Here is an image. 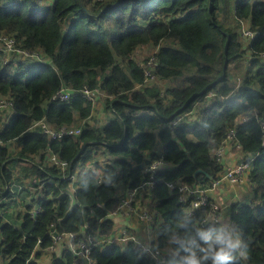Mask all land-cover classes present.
I'll list each match as a JSON object with an SVG mask.
<instances>
[{"label": "trees", "instance_id": "obj_1", "mask_svg": "<svg viewBox=\"0 0 264 264\" xmlns=\"http://www.w3.org/2000/svg\"><path fill=\"white\" fill-rule=\"evenodd\" d=\"M222 7L234 22H249L255 33L248 45L252 60H245L237 31L218 19ZM0 31L20 49L42 52L47 59L4 63L0 51V96L13 105L0 128V182L8 188L15 168L29 169L38 181L25 211L12 222L1 212L4 264H39L36 251L51 245V230L91 238L94 264H155L132 243L102 242L114 235L110 215L127 190L150 180L152 207L160 217L157 246L165 248L175 239L166 260L183 264L186 249L202 256L206 245L200 234L215 235L220 226L200 228L206 208L186 214L190 201H178L177 190L167 183L208 182L204 174H195L197 169L217 178L223 166L214 153L232 129L250 159L251 185L248 203L229 206L232 230L248 246L247 259L235 264H264V61L257 57L264 53V0H0ZM143 45L155 48L158 80L173 86L144 83L143 67L133 58ZM179 79L182 83L175 84ZM61 83L74 90L100 89L108 121L81 123L93 107L80 95L51 100ZM177 118L181 122L172 127ZM41 119L52 128H80V133L49 140L30 129ZM12 142L17 143L14 155ZM46 152L67 162L64 172L45 162ZM160 158V169L144 171ZM73 174L72 185L65 176ZM1 191L0 200L6 196ZM33 207L39 209L34 218L28 213ZM49 264L86 261L63 246Z\"/></svg>", "mask_w": 264, "mask_h": 264}, {"label": "built area", "instance_id": "obj_2", "mask_svg": "<svg viewBox=\"0 0 264 264\" xmlns=\"http://www.w3.org/2000/svg\"><path fill=\"white\" fill-rule=\"evenodd\" d=\"M245 21L238 20V26L241 29V37L242 40H246V44L244 49H246L247 54L245 56V60H252L253 57L248 49V45L251 39L255 36V33L248 29V27H244ZM243 42V41H242ZM0 51L3 53V61L4 63H8L10 61L20 62V61H33V62H46V57L42 52L34 51L27 52L23 49H20L16 46L14 38L7 34L4 31H0ZM259 59L264 61V53L260 56H257ZM157 59L155 55H151L148 60H145L143 64H140L144 70V83L146 85L152 84L158 81V78L154 74L156 67ZM239 81L240 78L238 77ZM75 95H80L85 100L91 102L92 107L94 109L95 105L101 101V98L104 97V94L98 88H89L87 86H83L79 90H74L69 86L60 84L57 91L52 95L51 100L65 102L68 101ZM13 112V105L10 100L5 97L0 96V114L6 115L7 113ZM182 118H177L173 123L177 125L181 122ZM245 120L244 117H240V121ZM31 130L38 129L40 133L47 136L49 140L61 139L64 136H77L80 133V128L74 127H66L62 126L60 128H52L48 126L43 119L35 122L31 128ZM261 130H262V141L264 145V119L261 122ZM235 149L237 151H241L240 143L235 139L234 129L227 132L226 138L222 141L221 145L216 149L214 155L217 160H219L222 164L223 158L225 157L226 150ZM45 162L60 171L64 172L67 167V162L60 159L57 155L46 152ZM249 162L250 159L247 156H243L241 161L236 163L233 166H228L222 170L217 178L208 177L209 181L206 183H196L194 186H188L178 180L168 182L167 187L170 190L176 189L178 192V201L184 203L186 201H190L189 207L186 209V214L191 215L194 210H198L202 207L206 208V213L204 217L199 222V227L203 228L208 225H219L221 227H226L229 230H232L231 221H224L222 219V205L218 202L212 200L211 192L220 187L223 181H226L231 186L240 185L244 181H248V172H249ZM164 165L162 159H157L152 161L148 166L144 168L146 173H154L158 169H160ZM223 166V164H222ZM66 179L71 180V184L75 183L76 175L65 176ZM250 185V183H249ZM10 190L12 192V188L15 190H23V189H31V186L24 183H11ZM41 187V186H38ZM153 187V181H144L139 186L128 189L125 197H123L120 201L118 209L113 215H127L132 216L137 219L138 222H141L147 228L154 230L158 226L160 222V217L154 209L148 208L147 201L145 204H141L140 198L150 199L154 201L151 195V189ZM73 187L71 190L73 191ZM251 189V185H250ZM139 198V199H138ZM147 199V200H148ZM138 200V201H137ZM238 201V199L236 200ZM235 203V202H234ZM39 211L38 207H33L28 211L29 215L34 218ZM115 226V225H114ZM80 234L77 233H64L57 234L54 230H51L50 236L52 239L51 245L48 246L46 251L50 254L56 251V248L60 244H64L65 248L70 251L77 259H82L86 261V264H94L90 259V251L93 245L92 239L86 236H82L79 238ZM115 241L117 244L125 245L127 243H132L134 246L139 248L140 253L152 259L155 264H170L166 260L167 254L163 248L157 246L156 240L147 235L146 237H140L134 230L124 226L121 229H116L112 238H109L107 241L103 240L102 242H106L111 244L112 241Z\"/></svg>", "mask_w": 264, "mask_h": 264}, {"label": "crops", "instance_id": "obj_3", "mask_svg": "<svg viewBox=\"0 0 264 264\" xmlns=\"http://www.w3.org/2000/svg\"><path fill=\"white\" fill-rule=\"evenodd\" d=\"M245 22H248V21H245ZM144 47H147L146 49L155 52V48L148 46V45H143V46L139 47L138 49H136L134 55L136 54L137 51L142 50V48H144ZM46 62H47V59H46ZM164 82H170V80H158V82L156 81L157 86L159 88H162L161 85ZM101 102H102V99H101V101H99L96 104L97 106L95 105V108L92 110L90 117L84 121H81V123H85V124H88L91 126L92 125L99 126V125L105 124L108 121L107 117L111 116V115H108L104 112L103 105L101 104ZM97 108H99V110H100V116L94 118V112H95V109H97ZM1 117H2V119H0V128L3 126V124H5L7 122V119H9L10 115H9V113H7L6 115L2 114ZM92 119H95V122H91ZM244 155L245 154L242 150L241 151H237L235 149L226 150L225 157L223 158V161H222L223 169H225L228 166L235 165L236 163L241 161V159ZM19 171H20V169H19ZM15 178H19V176L16 175V172L14 171L12 179H15ZM15 182L16 183H18V182L24 183V180L19 179V181L15 180ZM19 194H20V192H19ZM21 194H24V192H21ZM21 194H20V196H21ZM211 197H212V200H214L215 202H218L220 205H222V219L224 221L228 222V221H230L229 206L234 202L248 203V201L250 200V197H251L250 185L247 181H244L240 185L231 186L226 181H223L221 183L220 187H218L216 190L211 192ZM139 198H140L141 204H143V203L145 204V202L147 201L148 208L153 209V207H152L153 201H151L148 198H146V199H143V197H139ZM25 199H29V197L27 196V197H25ZM237 199H238V201H236ZM18 206L21 207L22 204H18ZM20 207H19V209H20ZM13 210L14 209L12 207H8L5 211H3L4 221H7L10 219L11 214H14ZM16 215H15V217H13L14 219L16 218ZM110 219L113 221L116 229H118V230L123 228L124 226H126V227L134 230L142 238L146 237L147 235H150L156 240L155 231L147 228L141 222H138L135 217L127 216V215H120V214H117V215L111 214ZM63 246H64V244L58 245L56 248V251L54 253H56V255L59 256L61 254ZM163 249L165 250V252H167V254H169L166 247ZM40 250L37 249L36 252H38V254H39ZM54 253H52V255ZM34 260H36V259L34 258ZM49 262H50V260H49ZM37 263H38V261H37ZM0 264H4L1 257H0Z\"/></svg>", "mask_w": 264, "mask_h": 264}, {"label": "rangeland", "instance_id": "obj_4", "mask_svg": "<svg viewBox=\"0 0 264 264\" xmlns=\"http://www.w3.org/2000/svg\"><path fill=\"white\" fill-rule=\"evenodd\" d=\"M218 19L220 21L224 22L228 27L232 28L234 31H237L238 40H239L240 44L242 45V47H244L246 44V40H242L241 29L238 26V22H234L232 20V16H230L229 10L226 7H222V12L220 14H218ZM244 27H248V29H249V22H245ZM146 48L147 47H144V48H142V50L137 51L136 54L133 56V58L139 64H143L145 60H148L150 58V56L155 53V52L150 51ZM217 67H219L218 63H217ZM230 75H231L233 80L236 79L235 78L236 76L233 75L232 70L230 71ZM176 83H182V80L181 79L176 80L175 84ZM173 84L174 83L171 81L170 82H164L161 85V87L162 88L163 87H165V88L171 87V86H173ZM101 104L103 105V100H102ZM1 116H2V113L0 114V119H2ZM99 116H100V110H99V108H97V109H95V112H94V118L99 117ZM109 117L110 116H108L107 119ZM91 122H95V119H92ZM9 149H10V152L14 155L17 152V143L16 142L10 143ZM21 165H22L21 163H16L14 166H17L20 168ZM24 167H28V164L24 165ZM14 171L16 172V175L19 176V178L12 179L10 184L12 182L15 183V180L19 181V179H21V180H24V182L26 184L31 186V189H23V190H17L16 191L15 188H12V192H11L10 187H9L10 184H9L8 188H6L0 182V198H1V195H4L3 192L1 191V189L5 190V192H6V196L0 200V215H2L1 212L5 211L8 207H12L14 209L13 210L14 214H11L10 219L8 218L11 222L14 220L13 217H15V215L18 214V212L25 211L26 206H27V202L29 201V199H25V197L28 196L29 198H31V196L35 195V192L37 190L36 185H38V181L35 179V182H34V180H33L34 178L33 177H32L33 179L31 178V174H30L29 169L26 172L22 171V173L19 171L18 168H15ZM19 192H20V194H21V192H24V194H21V196H20ZM18 204H22V206L20 207V206H18ZM19 207H20V209H19ZM174 241H175L174 238L169 239V241H167L166 249L170 254L174 253V250L172 248ZM165 253L167 254V252H165ZM51 255L52 254L47 253L46 249H41L39 254L37 256H35V259L38 261L39 264H48L49 260L51 259Z\"/></svg>", "mask_w": 264, "mask_h": 264}, {"label": "clouds", "instance_id": "obj_5", "mask_svg": "<svg viewBox=\"0 0 264 264\" xmlns=\"http://www.w3.org/2000/svg\"><path fill=\"white\" fill-rule=\"evenodd\" d=\"M200 236L206 245L200 249L203 255L197 257L195 251L186 249L188 255L182 258L183 264H203L207 260H211V264H235L238 258L247 259L248 246L235 230L221 227L215 235L209 232Z\"/></svg>", "mask_w": 264, "mask_h": 264}, {"label": "water", "instance_id": "obj_6", "mask_svg": "<svg viewBox=\"0 0 264 264\" xmlns=\"http://www.w3.org/2000/svg\"><path fill=\"white\" fill-rule=\"evenodd\" d=\"M199 173L204 174L205 176H207V174L204 171H202L201 169H197L195 171V174H199Z\"/></svg>", "mask_w": 264, "mask_h": 264}]
</instances>
